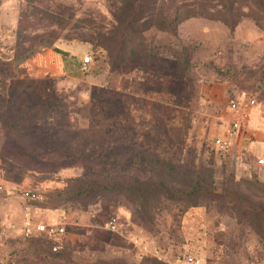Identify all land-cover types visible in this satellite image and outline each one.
<instances>
[{"label": "rangeland", "instance_id": "rangeland-1", "mask_svg": "<svg viewBox=\"0 0 264 264\" xmlns=\"http://www.w3.org/2000/svg\"><path fill=\"white\" fill-rule=\"evenodd\" d=\"M53 46L64 74L20 68ZM203 84L264 112V0H0L4 178L33 224L69 222L56 252L11 226L0 264H264V184L196 136Z\"/></svg>", "mask_w": 264, "mask_h": 264}, {"label": "crops", "instance_id": "crops-1", "mask_svg": "<svg viewBox=\"0 0 264 264\" xmlns=\"http://www.w3.org/2000/svg\"><path fill=\"white\" fill-rule=\"evenodd\" d=\"M256 33V29L251 27L247 32V37H254ZM62 50L64 53L65 51L72 53L75 51L71 46ZM63 52L59 51L55 46L49 47L36 53L19 66L30 77L34 73L36 75L43 73L49 77H57L67 71ZM82 59L80 60L81 65ZM199 94V105L202 107L201 113L206 117V124L196 136L205 140L209 144L208 147L211 146V151H214L216 155L214 160L218 165L226 166L237 177H250L253 172H258L259 179L264 184V112L256 107L255 104L248 103L247 107L244 104H239L240 108L238 110H233L228 106L225 112L220 113V104L225 101L226 89L219 84H203ZM236 102L238 101L236 100ZM208 104L211 107H208ZM239 117L242 119V129L233 140L231 157L229 160H222L217 155L213 140L224 136L229 124ZM4 137L3 132L0 130V161L1 152L6 150L7 147ZM258 160H263V163L259 164ZM4 176L5 166L0 162V186L3 188L0 191L1 240L3 239L4 231L10 230L11 226L18 227L24 232V223L28 216L34 221V214L26 208L25 203L18 204V201L14 200L15 197L12 196ZM21 196V199H26L24 195ZM200 264L203 263L201 262Z\"/></svg>", "mask_w": 264, "mask_h": 264}, {"label": "built area", "instance_id": "built-area-1", "mask_svg": "<svg viewBox=\"0 0 264 264\" xmlns=\"http://www.w3.org/2000/svg\"><path fill=\"white\" fill-rule=\"evenodd\" d=\"M92 62V58L90 55L83 57L82 59V69H86L90 63ZM252 105L255 104L254 100H250L248 102ZM229 107L233 110H238L240 108L239 103L236 101H231L229 103ZM242 129V119L239 117L237 120L232 121L227 129V132L224 136L215 138L213 140V146L216 152L219 154L222 160H229L231 157V149L233 145V140L238 136ZM259 164L263 163V160H258ZM3 188L0 186V191ZM25 197L29 200L39 201L41 200L42 196L39 193L30 192L28 191L25 193ZM68 214L66 210H63L59 215V220L56 224H47V223H35L33 224V220L30 216H28L24 223V231L26 236H30L33 232L41 234L42 236L46 237L49 241L52 242V250L54 252L58 251L61 246L63 245V237L66 235L67 227H68ZM114 228V226L112 225ZM1 233H0V240H1ZM194 264H199V260L193 259L189 257L187 259Z\"/></svg>", "mask_w": 264, "mask_h": 264}, {"label": "trees", "instance_id": "trees-1", "mask_svg": "<svg viewBox=\"0 0 264 264\" xmlns=\"http://www.w3.org/2000/svg\"><path fill=\"white\" fill-rule=\"evenodd\" d=\"M197 17H202V18H205V19H211V20H221L220 18H218V17H215V16H213V15H211V16H207V15H199V16H197ZM223 23H225L229 28H233L234 26H232V25H234V24H228V23H226L225 21H223V20H221ZM37 108H35V110H36ZM36 113H38V110H36ZM37 119H40V116H38V118ZM43 119V118H42ZM42 119H40V120H42ZM38 122V120L36 121V124H35V126H40L41 125V123L39 124V123H37ZM49 134V133H48ZM50 243H51V245H52V242L50 241Z\"/></svg>", "mask_w": 264, "mask_h": 264}]
</instances>
